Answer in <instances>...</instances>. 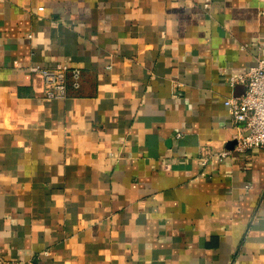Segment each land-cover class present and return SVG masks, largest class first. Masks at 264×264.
I'll use <instances>...</instances> for the list:
<instances>
[{"label":"crops","instance_id":"0c3cea01","mask_svg":"<svg viewBox=\"0 0 264 264\" xmlns=\"http://www.w3.org/2000/svg\"><path fill=\"white\" fill-rule=\"evenodd\" d=\"M259 57L264 0H0V255L264 264V148L224 102Z\"/></svg>","mask_w":264,"mask_h":264},{"label":"built area","instance_id":"2783aa9c","mask_svg":"<svg viewBox=\"0 0 264 264\" xmlns=\"http://www.w3.org/2000/svg\"><path fill=\"white\" fill-rule=\"evenodd\" d=\"M31 71L42 75L47 97L64 99L70 86L75 89L81 86L82 70L69 63L61 62L50 68L32 66ZM230 85L244 89L224 101L238 127L234 151L246 154L252 149L264 148V57H259L248 70L232 75ZM229 152H221V159ZM0 264L23 263L0 255Z\"/></svg>","mask_w":264,"mask_h":264}]
</instances>
